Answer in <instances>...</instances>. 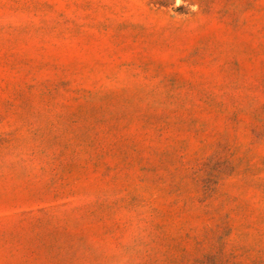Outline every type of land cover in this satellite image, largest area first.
<instances>
[{
    "label": "rangeland",
    "instance_id": "rangeland-1",
    "mask_svg": "<svg viewBox=\"0 0 264 264\" xmlns=\"http://www.w3.org/2000/svg\"><path fill=\"white\" fill-rule=\"evenodd\" d=\"M0 264H264V0H0Z\"/></svg>",
    "mask_w": 264,
    "mask_h": 264
}]
</instances>
